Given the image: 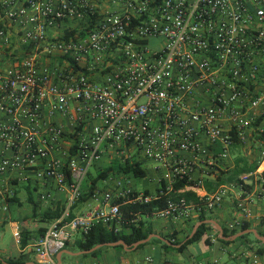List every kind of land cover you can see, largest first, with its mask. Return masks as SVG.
<instances>
[{"label": "built area", "instance_id": "built-area-1", "mask_svg": "<svg viewBox=\"0 0 264 264\" xmlns=\"http://www.w3.org/2000/svg\"><path fill=\"white\" fill-rule=\"evenodd\" d=\"M0 38L27 53L0 72V113L12 119L0 121V176L38 168L37 177L69 190L61 217L33 246L44 264H56L71 231L86 234L97 224L119 231L136 222L123 217L119 200L148 204L174 192L177 181H193L199 165L214 169L210 147L220 143L226 157L229 132L241 133L252 110L264 115V92L250 88L264 75V0H0ZM9 52L0 45V58ZM41 53L66 63L49 66ZM56 115L74 121L71 133L49 121ZM69 135L66 159L52 156ZM110 153L153 163L158 190L147 195L118 181L98 207L70 219L90 168ZM239 186L245 196L237 208L248 216L249 205L264 200V169L241 175ZM13 195L0 188L2 201ZM226 195L222 187L198 204L168 201L152 216L190 220L220 208Z\"/></svg>", "mask_w": 264, "mask_h": 264}, {"label": "crops", "instance_id": "crops-1", "mask_svg": "<svg viewBox=\"0 0 264 264\" xmlns=\"http://www.w3.org/2000/svg\"><path fill=\"white\" fill-rule=\"evenodd\" d=\"M0 45L3 47L5 53L6 51H12L7 53L8 57L3 56L0 58V72L5 71L12 66L14 59L11 57L20 60L21 57H25L27 55V53L24 52V49L26 48L18 43L11 44L7 42V39L0 38ZM11 46L12 49L9 50L8 47ZM39 57L44 64L49 66L53 64L64 66L66 63V61L61 57H47L43 53L39 54ZM91 76L94 79L99 78V76L96 75V73L93 74V72L91 73ZM250 88L257 93L264 92V75H261L257 83ZM247 119V126L241 133L238 134L235 130L229 132L233 137V141L227 148L226 157H220L223 151L220 143H216L210 147L212 154L216 156L217 167L213 169L206 165H199L193 173L194 180L192 182L194 184L187 186L182 193L185 191H191L199 197L200 200H203L206 195L215 193L222 187H225L227 188V195L220 208L214 211L204 210L211 216L209 220L216 221L222 228L239 229L241 226H238V223H248L251 226V229L264 231V200L259 199L250 204L249 215L245 216L237 208V203L241 197L245 196L243 191L240 189L239 182L241 175L246 173H242L237 177V179L231 180L232 174L239 162L242 164L246 163L247 165L259 163V167L264 169V156L262 152L264 145V115H261L258 110H252L248 113ZM11 120V117L0 113V121L10 123ZM49 121L63 125L69 133H71L74 129V121L67 116L56 115L50 118ZM224 123L226 129L232 130L227 118L224 120ZM91 125L92 123L87 124L86 129L89 130ZM71 137L72 135H69V137L63 141L61 150L53 151L52 156L65 160L66 158L63 157L62 153L70 148V145L73 142ZM203 142L208 144V141L205 138L203 139ZM1 150L2 146L0 145V151ZM104 157L108 158L105 161L107 164L104 168L100 169V172L108 167H111L115 163H120L122 165L125 164L114 153L107 154ZM37 169L38 168L26 170L15 169L0 176V188L14 194L13 197L7 198L5 201H2L0 198V203L5 202L7 205V210H0V226L3 227L7 223L10 224L13 237L17 244V249L11 256L3 257L0 254L4 261L6 259H16L23 254L28 255L32 259L29 262L44 264V257L35 253L33 248L36 241H38V239L45 234L52 223V220L48 221L43 219V214L48 210L56 211L58 209L63 213L66 209L69 190L66 188H59L56 182L52 179L37 177ZM116 174L123 175V173H115L113 175ZM156 174V178L151 180L152 187L145 188L142 191L135 190L130 184H127L131 181L129 177L133 176L132 174H124L127 175V178H124L127 179V181L119 178L114 182V186H112V188L110 187L111 190L103 192L98 187V183L100 181H109L111 178L110 175L108 178L100 180L96 184L92 193L90 191L92 178H90L88 174L83 183V196L77 200L70 209V219L76 218L89 212L91 209L98 207L100 202L99 197L103 196L105 193H111L114 191L118 181L125 182V184H127L126 187L130 188L134 192L149 191L150 194L155 193L160 186L158 181L159 173L156 172ZM247 187L251 194L258 190V185L256 184L255 179H251L247 184ZM95 193L97 194V197H95ZM200 215L201 214L194 212L190 220H186L182 217L159 219L152 215L143 217L138 215L137 219L147 221L154 231L153 234L165 239L167 236L177 232L175 239L178 242L184 243L187 240L186 236L189 234L188 239H190L195 226L200 222ZM17 225L20 226L18 231L16 230ZM232 225H235V227L232 228ZM41 229H45L43 235ZM25 233L30 234L31 242L25 248H21L20 240ZM82 237L83 234L80 231H71V239L69 240L67 246L70 245L77 247L78 242L82 239ZM219 239L217 229L216 231L208 230L206 235H204L200 240L189 245L192 248L191 250H189L188 246L182 252H165L160 244L156 241H151V239L149 242L145 243L147 245L141 249L137 248L127 251L124 248L123 250H118L112 247L110 249H104L97 256H92L90 255L91 253L72 255L68 252L77 253L81 251L76 250L75 252H72L66 246L62 251L67 252L62 253L61 262H58V254L55 257V261L56 264H62L63 257L65 255H69L80 256L82 259L78 262V264H148L147 259H152V264H173L174 262L172 258L174 256V259H176L179 264H198L200 261H213L218 264H251L254 259H257L260 263H264V255L257 253L256 248L253 250L247 248V242H249L248 240L225 244L219 241ZM207 240L209 242H207ZM179 246L180 245L177 247ZM179 254H181V257Z\"/></svg>", "mask_w": 264, "mask_h": 264}, {"label": "trees", "instance_id": "trees-1", "mask_svg": "<svg viewBox=\"0 0 264 264\" xmlns=\"http://www.w3.org/2000/svg\"><path fill=\"white\" fill-rule=\"evenodd\" d=\"M259 167V163H255L254 165H247L246 163H238L233 174L231 177V180L237 179L239 175L242 173H250L255 171ZM115 173H123V174H132L136 179H145L148 176V173L146 169L142 166L140 162H132L129 161L125 164L115 163L111 167H108L104 169L103 171L99 172L98 175L92 179L91 184V193L95 189L96 184L100 180H104L108 178L111 174ZM194 184L192 181L188 180H179L176 183H174V192L168 193L166 195H163L161 197H158L157 199L153 200L152 202L148 204H140V203H123V200H119L121 203V213L124 218H126L128 221H132L137 219V216H148L153 215L155 212L162 210L167 207L168 201H174L178 202L181 199L185 200L188 204H198L201 203V200L199 197H197L194 193L191 191H185L183 193H177V191L181 189H185L187 186H190ZM162 186L164 187V184L162 183ZM145 194H150L149 191H145ZM62 211L56 210L51 211L48 210L46 213L43 214V219L48 221H53L54 219H57L61 217ZM211 216L207 214L205 211H202L199 221L203 222L206 220H209ZM224 229V235L225 237H230L233 235H236L237 233L251 229V226L248 223H243L239 229ZM42 230V235L45 232V229ZM208 230H214L216 231L215 227L211 224H202L199 226L198 230L194 234V236L190 239H188L189 234L186 236L187 240L184 243L178 242L175 238L177 235V232H174L172 235L167 236L166 239L170 241L173 245H168L167 243L159 240V239H152L151 241H156L158 244L161 245V247L164 249L165 252L169 251H177L182 252L184 251L189 245L197 242L200 240L204 235H206ZM261 236H264V231L259 230L258 231ZM154 231L151 227V225L148 224L147 221L144 220H138L136 222H131L127 225L122 226V228L119 231H115L114 229L107 228L103 226L102 224L94 225L86 234H83L82 239L78 242L77 245V251H86L94 248L97 245L103 244V243H113L120 240L125 241L128 245H132L138 241L144 240L149 237V235L153 234ZM253 235V234H250ZM247 242V248L250 250H253L256 248L257 253L264 255V245L258 241L257 239L250 240L248 238V234L243 235L236 239L235 241H224L219 239V241L225 243V244H232L239 241H246ZM31 242V236L28 233H25L24 236H22L20 240L21 248H25L29 243ZM207 242H209L207 240ZM252 244V246H251ZM147 244H142L138 247V249L143 248ZM180 245L179 247H177ZM112 247H103L100 248L90 255L97 256L99 253H101L104 249H110ZM118 250H123V246H117L113 247ZM87 256V255H83ZM32 259L28 255L21 254L16 259H6L5 261L9 264H26L27 262L31 261ZM0 264H2L0 262Z\"/></svg>", "mask_w": 264, "mask_h": 264}, {"label": "rangeland", "instance_id": "rangeland-1", "mask_svg": "<svg viewBox=\"0 0 264 264\" xmlns=\"http://www.w3.org/2000/svg\"><path fill=\"white\" fill-rule=\"evenodd\" d=\"M108 158L107 157H104L102 158L99 162L95 163L91 168H90V172H89V177L90 178H95L98 173L100 172V169L104 168L106 166V160ZM145 160V159H144ZM143 166L145 169H147L148 171V176L145 178V179H136L134 178L133 176H128L131 181L129 183H127L128 185L130 184L135 190H138V191H142L144 190L145 188H150L152 187V183H151V180L152 179H155L157 174L156 172L154 171L155 170V165L149 161H146L143 163ZM119 178H122L123 180H126L127 179H124V178H127V175H119V174H116V175H113L111 174V178L109 181L107 182H102L100 181L98 183V187L103 191H108V190H111L112 186H114V182L119 179ZM132 182V183H131ZM125 184V182H124ZM125 184V186L127 185ZM111 187V188H110ZM110 188V189H109ZM248 238L250 240H255V237L253 235H250L248 234ZM67 248L69 250H71L72 252H75L77 249V247H73V246H67ZM189 250H191L192 248L189 246L188 247ZM17 249V244H16V241L13 237V233H12V229H11V226L10 224H5V226L1 227L0 226V254L4 257H7V256H11ZM179 256L181 257V254H179ZM175 257L173 256L172 260H173V264H179L178 261H176V259H174ZM82 258L80 256H69V255H65L63 257V261H62V264H78V262L81 260Z\"/></svg>", "mask_w": 264, "mask_h": 264}, {"label": "water", "instance_id": "water-1", "mask_svg": "<svg viewBox=\"0 0 264 264\" xmlns=\"http://www.w3.org/2000/svg\"><path fill=\"white\" fill-rule=\"evenodd\" d=\"M202 224H213L215 226V228L217 229L218 234H219V238L221 240H224V241H235L236 239H238L239 237H241L243 235L253 234V236L255 237V239H257L258 241H260L264 245V236H261L256 229L244 230V231H241V232L237 233L236 235H233V236H230V237H225L223 228L216 221H214V220H206V221H203V222H199L195 226V228H194V230H193L192 235L190 236V238H192L194 236V234L196 233L197 229ZM153 238L161 239L163 242L167 243L168 245H173V244L170 243V241L166 240L165 238H162V237H160V236H158L156 234H151V235H149L148 238H146L144 240H141V241H138V242H136V243H134L132 245H128L125 241L120 240V241L113 242V243H103V244H100V245L95 246L94 248H92L90 250L81 251V252H77V253H71V252H68V253L69 254H72V255L90 254V253H93L94 251H96V250H98V249H100L102 247H105V246H108V247L123 246V248L125 250L129 251V250L137 249L140 245L149 242ZM63 252H67V251H61L57 255V259H58V262L59 263L61 262V255H62ZM0 262L2 264H9L6 261H4V259L1 258V256H0ZM26 264H35V263L29 262V263H26Z\"/></svg>", "mask_w": 264, "mask_h": 264}]
</instances>
